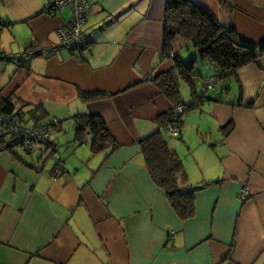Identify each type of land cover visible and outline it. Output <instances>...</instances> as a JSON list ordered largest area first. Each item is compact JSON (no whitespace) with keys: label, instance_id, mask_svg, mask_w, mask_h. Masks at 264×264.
<instances>
[{"label":"crops","instance_id":"obj_1","mask_svg":"<svg viewBox=\"0 0 264 264\" xmlns=\"http://www.w3.org/2000/svg\"><path fill=\"white\" fill-rule=\"evenodd\" d=\"M47 1L0 0V17L12 22L4 32L22 43L19 52L3 49L19 54L32 41L59 46L58 30L71 22L72 10L46 14ZM90 1V50L39 56L30 68L13 65L8 79L0 76L4 99L26 111L43 105L44 124L53 117L63 122L54 138L65 159V173L56 176L51 151L44 154L42 146L24 158L0 153V264H264V56L233 77L235 105L205 103L184 115L178 138L165 132L190 185L215 183L196 194L195 216L182 220L153 181L140 145L160 129L159 118L177 113L146 82L172 70L163 59L166 0ZM191 1L245 44L264 45V0ZM187 46L179 39L175 50L183 55ZM189 87L186 103L194 93ZM80 91L109 98L87 104ZM78 114L105 121L114 153L93 154L89 134L82 146L73 143ZM244 187L251 197L242 202Z\"/></svg>","mask_w":264,"mask_h":264},{"label":"trees","instance_id":"obj_2","mask_svg":"<svg viewBox=\"0 0 264 264\" xmlns=\"http://www.w3.org/2000/svg\"><path fill=\"white\" fill-rule=\"evenodd\" d=\"M228 1L219 0L221 5L227 4ZM11 26L10 20L0 17V53L7 59L11 53L1 47V36ZM179 39L188 44L187 56L181 55L175 50L176 41ZM30 46L31 44L28 43L21 52L28 50ZM263 56L264 45L245 44L233 28L223 24L208 8L199 6L191 0H166L163 59L171 62L172 70L156 78L150 76L146 82L155 84L160 92L177 107L184 105V112L176 119L172 115L159 118L157 123L160 129L143 139L140 145L153 181L165 191L171 206L182 220H189L195 216L196 194L215 183H204L197 187L190 185L184 164L178 154L168 145L165 132L173 124H177L181 128L184 115L201 109L205 103L235 105V102L229 100L233 77L241 69L252 64H259ZM2 65L5 64L1 63L0 67ZM181 81L194 87L193 98L189 103L182 100ZM209 81H213L214 90L208 89L207 82ZM202 82H204L202 89L196 90L198 84ZM214 91L215 95L213 96L211 92ZM78 98L89 104L104 100L109 96L80 91ZM18 104L19 101L12 98L6 100L0 93V115L14 118L18 125L24 128L48 126L50 137L46 142L32 141L31 147L27 150L18 145L12 147V130L0 124L2 128L0 153L17 151L24 158L31 156L35 148L42 146L46 149L42 150L44 154L51 151L50 157L56 163L54 173L56 176H61L65 173V159L54 135L61 132L63 122L53 117L44 124L41 122L46 113L43 105L34 106L31 110L26 111V108H30L29 106L23 104L18 106ZM55 119L59 126L54 124ZM73 122L76 136L73 143L76 146H82L90 135L89 141L93 154L108 152L107 156H110L116 151L117 144L101 117L78 114L73 118ZM231 125L232 122L226 128ZM23 158H20L21 162L28 165ZM61 168L64 171H60Z\"/></svg>","mask_w":264,"mask_h":264},{"label":"built area","instance_id":"obj_3","mask_svg":"<svg viewBox=\"0 0 264 264\" xmlns=\"http://www.w3.org/2000/svg\"><path fill=\"white\" fill-rule=\"evenodd\" d=\"M71 8L72 20L65 27L58 30L59 46H53L51 49H43L37 45L36 41H32L28 50L20 52L19 54H9L7 59L0 53V64H13L19 68L28 69L31 67L32 61L39 56H52L56 55L60 50H69L71 52H83L92 48L95 32H87L86 25L88 22L89 14L92 10L90 0H48L46 5V12L48 14L56 13L59 10ZM209 90H214L213 81L207 82ZM177 118L179 114L184 112L182 106L176 109ZM0 124L9 127L13 133V140L11 146H20L27 150L31 147L32 141L46 142L49 139V127L39 128H24L20 127L14 118L0 116ZM54 124L59 126L58 121L55 119ZM169 138H178L181 135V128L177 124L169 126L166 131ZM60 171H64L63 168ZM251 197V191L248 187H244L240 194V200L245 202Z\"/></svg>","mask_w":264,"mask_h":264},{"label":"rangeland","instance_id":"obj_4","mask_svg":"<svg viewBox=\"0 0 264 264\" xmlns=\"http://www.w3.org/2000/svg\"><path fill=\"white\" fill-rule=\"evenodd\" d=\"M8 32H4L3 34H2V36H1V46L3 47V48H6L7 49V51L9 50V49H12L13 51H17V50H19L20 48H21V46H19L20 44H22V43H18V42H15L14 40H13V38H12V36H11V34H10V36L7 34ZM17 49V50H16ZM17 52H19V51H17ZM9 53H12V52H9ZM16 53V52H15ZM14 53V54H15ZM17 54V53H16ZM187 53L185 52L183 55L184 56H187L186 55ZM7 66V68L8 69H6V75L5 74H0V76L2 75L4 78L7 76V74H8V76H7V79L9 78V76L11 75V73H12V70H13V68H12V66H13V64H7V65H3V67H6ZM0 83L3 85V79H2V77H0ZM0 84V85H1ZM198 87H199V89H202V85H201V83H199L198 84ZM0 89H1V86H0ZM234 89V91H235V87L233 88ZM182 93L184 94V96H185V98L187 97V96H189V98H190V87H189V85H187L186 83L185 84H183V86H182ZM211 94L214 96L215 95V92H211ZM235 99H239V95L238 94H236L235 92L232 94V96L230 97V102H234L235 101ZM66 123H68V122H66ZM182 127V126H181ZM215 135H217L216 133H214ZM170 139V138H169ZM169 139H167V143H168V145H169V142H168V140ZM201 143H203L204 145H205V138H201ZM211 142V141H210ZM170 146V145H169ZM205 146H207L209 149H210V146L209 145H205ZM170 148H172V145L170 146ZM173 149V148H172ZM202 149H205V147L202 145ZM204 152H206V151H204ZM204 152H203V155H204ZM207 157V159L208 160H211V156L209 155V154H207L206 155Z\"/></svg>","mask_w":264,"mask_h":264},{"label":"bare ground","instance_id":"obj_5","mask_svg":"<svg viewBox=\"0 0 264 264\" xmlns=\"http://www.w3.org/2000/svg\"><path fill=\"white\" fill-rule=\"evenodd\" d=\"M44 13L48 14V13L46 12V9H45V12H44ZM182 107H183V106H182ZM177 108H178V107H177ZM177 108H176V109H177ZM0 116H4V117H6V115H0Z\"/></svg>","mask_w":264,"mask_h":264}]
</instances>
